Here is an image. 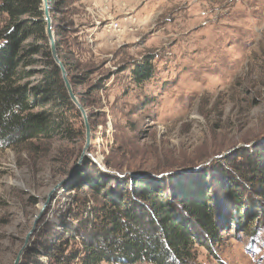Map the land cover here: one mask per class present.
<instances>
[{"label": "rangeland", "instance_id": "rangeland-1", "mask_svg": "<svg viewBox=\"0 0 264 264\" xmlns=\"http://www.w3.org/2000/svg\"><path fill=\"white\" fill-rule=\"evenodd\" d=\"M73 2L75 21L62 33L60 50L85 100L89 152L102 165L86 158L70 177L86 143L81 112L68 118L80 136L0 147V264H14L60 182L70 177L20 264H33L36 249L45 252L46 229L76 225L110 193L135 186L130 176L137 171L165 173L146 178L179 210L184 194L208 191L221 219L219 239L198 242L188 264H264V173L253 171L264 162V0ZM5 20L0 12V28ZM110 22L118 26L108 29ZM147 56L155 74L138 86L129 68ZM100 175L108 184L96 188ZM237 216L243 226L232 222Z\"/></svg>", "mask_w": 264, "mask_h": 264}, {"label": "trees", "instance_id": "trees-1", "mask_svg": "<svg viewBox=\"0 0 264 264\" xmlns=\"http://www.w3.org/2000/svg\"><path fill=\"white\" fill-rule=\"evenodd\" d=\"M48 4L59 56L71 71L61 54L60 39L74 24V2L48 0ZM43 5V0H0V12L6 15L0 28L1 148L66 139L75 131V122L69 124L68 118L80 117L51 53ZM35 66L41 68L35 70ZM129 70L133 82L143 85L155 74L153 58L133 62ZM36 74L41 76L37 82L32 80ZM255 169L264 173V162L255 164ZM95 179L96 188L108 184L101 175ZM135 181V186L124 187L125 192H112L87 214H79L76 225L65 222L60 233L46 229L40 245L45 252L34 250L33 264H188L198 242L219 239L221 219L207 190L184 194L179 210L161 198L162 187L157 182L149 178ZM234 221L243 226L240 216ZM37 255H44L47 263Z\"/></svg>", "mask_w": 264, "mask_h": 264}, {"label": "water", "instance_id": "water-1", "mask_svg": "<svg viewBox=\"0 0 264 264\" xmlns=\"http://www.w3.org/2000/svg\"><path fill=\"white\" fill-rule=\"evenodd\" d=\"M43 1H44V5H43L44 6V13H45V18H46V22H47V37H48L49 42H50L51 53H52L53 59H54L55 63L61 69L62 78H63V81L65 83L67 92H68L72 102L75 104L77 109L81 112L83 119H84L85 128H86V143H85V146H84L80 156L78 157V160L75 162V164L72 166V168L70 170V177H71L74 173H76L77 171H79L81 169V167L84 163V160L86 158H92L95 162H97L98 164H101V165H102V162L100 161V159L95 158L89 152L90 145H91V128H90V123H89V119H88V114L86 112L85 107L83 106V104L79 100L78 96L76 95L74 88L72 86V83L68 77V75H69L68 70L66 69L63 61L61 60V58L59 56V52H58V48H57V44H56V35H55V31H54V24H53V19L51 16V11L49 8L48 0H43ZM103 168L105 170L108 169L105 166H103ZM186 168L188 169V167H186ZM186 168H183L180 171H184V170H186ZM162 174H165V173H162ZM162 174H153L150 172H138L137 171V172L131 173V177L134 178L135 180H141V179L149 177V176H156V175L158 176V175H162ZM69 178L63 180L58 185H56L47 195L46 200L44 201V203H42V205L40 207V211L35 218L32 229L28 232V234L26 236V243L23 246V248L20 250L19 255L17 256V258L14 261V264H20L21 259H22V254L24 253V251H26L32 235L36 232L38 224H39L45 210L48 209V207L52 204L53 200L56 198V194H57L59 188L62 185H64L68 181Z\"/></svg>", "mask_w": 264, "mask_h": 264}, {"label": "built area", "instance_id": "built-area-1", "mask_svg": "<svg viewBox=\"0 0 264 264\" xmlns=\"http://www.w3.org/2000/svg\"><path fill=\"white\" fill-rule=\"evenodd\" d=\"M117 26L118 24L116 22H110L109 24H107L108 29H115Z\"/></svg>", "mask_w": 264, "mask_h": 264}]
</instances>
